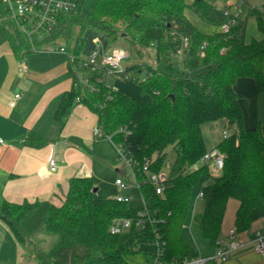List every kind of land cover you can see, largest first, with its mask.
Returning <instances> with one entry per match:
<instances>
[{
  "label": "trees",
  "instance_id": "trees-1",
  "mask_svg": "<svg viewBox=\"0 0 264 264\" xmlns=\"http://www.w3.org/2000/svg\"><path fill=\"white\" fill-rule=\"evenodd\" d=\"M188 11L218 30L204 32L189 19ZM237 20L230 33L224 34L219 28L226 18L207 0L192 4L186 0H94L88 10L62 14L45 40L66 42L73 83L61 97L56 121L64 125L68 112L83 104L97 116L102 137L110 138L115 146H125L139 163L133 171L156 220L147 224L145 233L158 232L170 258L189 256L182 232L199 185L204 210L195 220L212 248L221 239L230 200L238 202V233L264 218V122L254 128L245 126L241 95L235 91L239 79L250 78L257 92H264V37L247 42L246 21ZM8 25L15 31L13 20ZM90 29L106 37L110 48L126 40L141 59L126 65V72L140 75L146 71L148 79L138 83L142 99L111 87L103 71L84 68L83 50ZM260 29L264 34L263 22ZM83 73L88 74L90 88L83 83ZM218 121L225 124L229 135L216 147L224 158L223 169L213 173L202 161L208 150L203 126ZM70 141L83 147L75 138ZM47 144L33 132L26 139L30 147ZM169 147L176 158L160 196L139 168L148 158L153 161L151 172H160ZM95 188L91 178H72L63 203L49 205L45 230L58 236L50 252L34 246L22 227L37 203L5 202L0 206V219L20 244L32 247L40 264H127L128 257L138 251L136 236L130 234L122 242L121 236L110 234V228L116 219H137L139 208L113 198L100 199Z\"/></svg>",
  "mask_w": 264,
  "mask_h": 264
},
{
  "label": "crops",
  "instance_id": "crops-1",
  "mask_svg": "<svg viewBox=\"0 0 264 264\" xmlns=\"http://www.w3.org/2000/svg\"><path fill=\"white\" fill-rule=\"evenodd\" d=\"M84 2L85 0L83 6ZM10 20L12 19L7 14L0 16V138L5 140V144L0 145V206L5 202L38 204L37 209L24 218L22 227L34 246L41 248L43 237H46L44 231L48 233L45 230V219L49 205L60 206L63 203L72 178H98L94 156L98 137L94 134V129L98 125V119L87 106L79 104L68 112L64 125L56 121L55 113L61 97L71 90L73 84L69 57L59 49L60 46H54L52 42L44 39L29 41L18 32L17 27L15 31L9 28ZM104 38L108 46L109 41ZM100 44L97 39L96 45ZM83 56L85 57L84 50ZM238 81H249L255 85L250 78ZM237 82L235 91L241 95L240 105L244 113L245 97L237 87ZM121 92L133 98H143L126 91ZM16 94L21 97L12 107L10 104ZM218 123L223 130L222 136L218 134L215 139V132H211L209 136L213 143L209 146L207 132L214 130ZM257 125L245 124L247 128ZM224 131L227 129L222 121L203 126L208 150L218 146L224 138ZM30 132L48 141V144L39 148L26 145ZM71 138L82 142L83 147L72 143ZM51 158H55L58 164L57 171L53 173L49 170ZM99 191L97 188V194ZM195 202L192 201L188 220L194 217ZM237 209L238 202L230 200L221 231L224 245L229 243V231L235 228ZM188 220L184 228L187 227ZM263 224L264 218L254 222L249 230L238 233L236 239L244 246L232 251L224 264H264V259L256 251L253 242ZM37 233L41 235L37 237ZM211 249L213 253L215 248ZM209 255L211 254L189 256ZM32 259L30 252L25 250L8 225L0 219V264H32Z\"/></svg>",
  "mask_w": 264,
  "mask_h": 264
},
{
  "label": "rangeland",
  "instance_id": "rangeland-1",
  "mask_svg": "<svg viewBox=\"0 0 264 264\" xmlns=\"http://www.w3.org/2000/svg\"><path fill=\"white\" fill-rule=\"evenodd\" d=\"M212 5L217 7L219 10H224L226 7L230 11L246 21L245 26V38L247 42H252L255 40H261L264 37L263 32L260 29V23H264V0H207ZM93 0H85L83 10H88L91 7ZM187 4H192L194 0H186ZM7 2L6 0H0V16L4 17L7 13ZM189 19L201 30L207 33H213L217 28L215 26L206 24L205 22L199 20L190 11H188ZM17 37V36H15ZM41 37L46 40L48 37L42 33ZM99 40L101 44L96 45V40ZM54 46H61L66 48V42L60 39ZM106 45L105 38L95 29H90L87 32V41L84 49V55L86 58L97 53V63L103 64L105 61V56L113 52L114 49H123L129 54V58L125 60L124 65H129L135 62H140L141 59L132 51L129 43L126 40H120L113 48ZM60 48V47H59ZM84 57V56H83ZM84 57V58H85ZM85 58V59H86ZM143 73H146L144 70ZM83 81L84 85L87 87L93 86L87 78ZM108 83L111 87L116 90L126 91L127 93L134 94L136 97H141L140 85L132 80H127L121 76L109 75L107 77ZM247 82V83H244ZM237 87L243 91V107H244V118L246 126H255L259 121L264 122V92L258 93L254 83L249 81H238ZM219 129V130H217ZM215 132V139L220 134L222 136V127L220 123L215 125L214 130H209L207 132V144L212 145V140L210 138V133ZM214 134V133H212ZM96 149L94 156L96 159V174L98 176L97 180H93L95 187L99 188L100 191L97 197L100 199L113 198L117 196H127L130 195L134 199L130 202V205L134 208H143L145 206L143 201V196L140 190L138 180L134 174V171L130 164L121 159L119 148L116 147L109 139H103L102 136L96 138ZM175 151L173 147H169L167 150V157L164 160L160 174L166 176V178L171 177L173 166L175 163ZM120 179L125 182L130 189L128 191H122L116 185V181ZM201 191V186L196 187L192 201L195 202L194 217L188 220L187 227L183 228L182 236L188 245V252L191 256H197L198 254H212V249L208 241L203 238L200 226L195 220V216L202 213L204 210V201L202 198H198ZM64 201V200H63ZM61 205V204H60ZM44 242L41 244V250L43 252H50L53 247L58 242V236L56 234L46 233ZM38 234V233H37ZM38 234L37 237H39ZM36 237V238H37ZM128 235H123L121 237L122 242L128 239ZM137 237V236H136ZM38 239V238H37ZM137 246L141 250L147 251L149 254H154L157 251L156 246L150 242L148 238L144 235H139L136 238ZM25 247L27 252H30V256L33 258L32 264H40L36 254L29 245H22ZM131 264H142L146 262L145 256L131 255L128 257Z\"/></svg>",
  "mask_w": 264,
  "mask_h": 264
},
{
  "label": "built area",
  "instance_id": "built-area-1",
  "mask_svg": "<svg viewBox=\"0 0 264 264\" xmlns=\"http://www.w3.org/2000/svg\"><path fill=\"white\" fill-rule=\"evenodd\" d=\"M7 2V16L11 18L17 25L18 32L22 34L26 39L33 42L35 39L41 40V34L44 33L47 37L55 31L58 19L62 14H68L83 10V0H6ZM222 15L226 18V22L220 26L219 30L226 34L230 33L232 28L238 24V16L234 15L228 7L224 10H220ZM187 46V42H185ZM61 51L66 52L63 47L59 48ZM181 55V52L178 53ZM129 58V54L122 49H115L112 53L105 56L103 64L97 63V53L85 59L83 66L85 69L92 72L103 71L108 77L109 75L121 76L127 80L135 81L136 83H143L148 79L146 73L140 75L135 73H127L126 66L124 65L125 60ZM21 97L20 94L15 95V99L11 102V106L16 105V101ZM96 136H102L101 129L97 126L94 129ZM229 135L228 131H224L223 137L226 138ZM110 141L111 139L108 138ZM112 142V141H111ZM113 143V142H112ZM5 140L0 138V145H4ZM119 149L120 157L126 160L133 170L139 167V163L136 162L132 156L128 153L125 146H116ZM202 161L207 164L211 171L217 173L223 169L224 158L218 149L213 148L207 150L204 154ZM153 164L151 159L145 158L143 165L139 168L142 172L148 175L149 182L156 188L158 195L162 196L165 191L166 176L160 174V172L152 173L150 168ZM58 164L55 158H51L49 161L50 172H56ZM139 186H140V182ZM116 185L122 191H128L130 187L118 179ZM203 194L200 192L197 199L202 198ZM133 197L117 196L115 200L120 203H130L133 201ZM144 204L145 200L143 198ZM155 217L149 211L145 205L143 208H139L137 219L123 218L116 219L112 223L110 228V234L113 236H123L135 234L134 236L144 235L152 242L157 251L154 254H149L145 250L137 248L136 255L145 256L146 262L142 264H224L232 251H235L244 246V244L236 239L238 232L235 228L231 229L228 233L229 243L224 245L222 239L218 240L215 251L209 256L202 257H191L185 258H170L166 255L165 247L166 242L161 239L158 232L154 231L153 235L149 236L145 233L147 224H154ZM135 237V238H137ZM256 251L264 259V224L262 228L256 233L254 239ZM127 264H131V261L127 259Z\"/></svg>",
  "mask_w": 264,
  "mask_h": 264
},
{
  "label": "water",
  "instance_id": "water-1",
  "mask_svg": "<svg viewBox=\"0 0 264 264\" xmlns=\"http://www.w3.org/2000/svg\"><path fill=\"white\" fill-rule=\"evenodd\" d=\"M94 192H97V188H95Z\"/></svg>",
  "mask_w": 264,
  "mask_h": 264
}]
</instances>
